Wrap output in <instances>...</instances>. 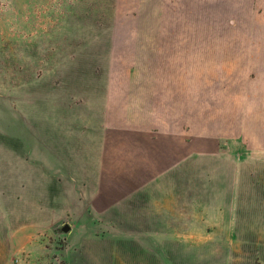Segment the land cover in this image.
<instances>
[{
  "label": "rangeland",
  "instance_id": "rangeland-1",
  "mask_svg": "<svg viewBox=\"0 0 264 264\" xmlns=\"http://www.w3.org/2000/svg\"><path fill=\"white\" fill-rule=\"evenodd\" d=\"M263 29L264 0H0L8 264L79 261L69 243L129 232L100 216L134 209L199 214L183 230L199 264H264V140L241 57Z\"/></svg>",
  "mask_w": 264,
  "mask_h": 264
},
{
  "label": "crops",
  "instance_id": "crops-1",
  "mask_svg": "<svg viewBox=\"0 0 264 264\" xmlns=\"http://www.w3.org/2000/svg\"><path fill=\"white\" fill-rule=\"evenodd\" d=\"M256 47L252 54L242 53L244 65L247 64L242 70L256 74V132L258 140H264V36L257 35ZM248 59L255 60V70L249 66L252 63H247ZM258 150L264 152V143ZM137 202L151 203L152 198L142 196ZM110 213L111 216L103 214L100 218L125 220L119 225L125 226L129 232L120 234L115 227H111V231L94 232L98 236L103 235L101 241H89L91 238L86 235L82 242L69 243L70 251H74L79 261L72 263L66 260L67 264H199V257L193 251L186 253V246L194 247V241L185 244L183 237L186 216L199 218V214L148 209L115 210ZM7 241V236L2 238L4 247L0 248V262L3 260L6 264L9 259L14 260L13 256L10 257L12 250Z\"/></svg>",
  "mask_w": 264,
  "mask_h": 264
},
{
  "label": "water",
  "instance_id": "water-1",
  "mask_svg": "<svg viewBox=\"0 0 264 264\" xmlns=\"http://www.w3.org/2000/svg\"><path fill=\"white\" fill-rule=\"evenodd\" d=\"M70 228H69V226L68 225H66L65 227H64V230L65 231H68Z\"/></svg>",
  "mask_w": 264,
  "mask_h": 264
}]
</instances>
